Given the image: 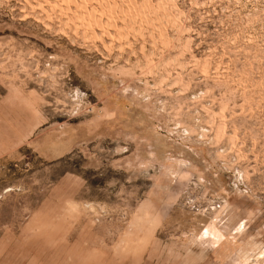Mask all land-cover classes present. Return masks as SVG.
<instances>
[{
	"label": "rangeland",
	"instance_id": "374dc122",
	"mask_svg": "<svg viewBox=\"0 0 264 264\" xmlns=\"http://www.w3.org/2000/svg\"><path fill=\"white\" fill-rule=\"evenodd\" d=\"M190 237L264 264V0H0V264Z\"/></svg>",
	"mask_w": 264,
	"mask_h": 264
},
{
	"label": "crops",
	"instance_id": "0c3cea01",
	"mask_svg": "<svg viewBox=\"0 0 264 264\" xmlns=\"http://www.w3.org/2000/svg\"><path fill=\"white\" fill-rule=\"evenodd\" d=\"M201 221V220H197ZM201 229L195 231L197 235ZM205 232V226L202 228L201 234ZM193 234L191 233L190 236ZM196 235L194 237H196ZM185 251L184 264H231V258L234 256L235 247L228 242L221 244L217 249L210 248L206 244L203 245L192 237L187 242ZM195 246L204 249V253L197 254Z\"/></svg>",
	"mask_w": 264,
	"mask_h": 264
},
{
	"label": "bare ground",
	"instance_id": "6f19581e",
	"mask_svg": "<svg viewBox=\"0 0 264 264\" xmlns=\"http://www.w3.org/2000/svg\"><path fill=\"white\" fill-rule=\"evenodd\" d=\"M216 235H218V234H214V236H216ZM219 236V235H218ZM219 240H220V238H219Z\"/></svg>",
	"mask_w": 264,
	"mask_h": 264
}]
</instances>
